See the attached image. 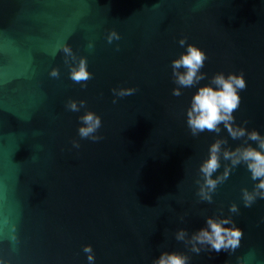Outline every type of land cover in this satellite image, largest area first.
<instances>
[{
    "label": "water",
    "instance_id": "obj_1",
    "mask_svg": "<svg viewBox=\"0 0 264 264\" xmlns=\"http://www.w3.org/2000/svg\"><path fill=\"white\" fill-rule=\"evenodd\" d=\"M113 32L120 39L109 43ZM181 38L207 54L209 77L244 73L235 123L264 136V0H0L3 264H87L84 245L95 264H152L163 251L190 264H264V200L243 206L241 189L254 183L246 167L231 170L212 203L196 195L208 146L246 138L223 125L190 134L184 112L195 88L172 95ZM81 59L92 78L77 83L69 73ZM116 87L137 91L113 104ZM70 100L86 106L68 111ZM85 110L101 117L102 140L77 135ZM228 164L221 159L213 178ZM221 215L243 230L234 251L197 255L175 239Z\"/></svg>",
    "mask_w": 264,
    "mask_h": 264
},
{
    "label": "clouds",
    "instance_id": "obj_2",
    "mask_svg": "<svg viewBox=\"0 0 264 264\" xmlns=\"http://www.w3.org/2000/svg\"><path fill=\"white\" fill-rule=\"evenodd\" d=\"M113 39L119 40L117 33L109 35V43ZM180 47L184 49L179 56L171 61V78L174 85L173 96H181L182 89L195 88L191 95L188 107L185 109V124L193 137L201 133L212 132L219 134L221 125L233 140L246 138L243 145L234 149L223 147L227 144L226 140L217 139L208 146V156L199 165L200 179L196 181L198 190L196 195L201 201L212 203V194L216 191L219 184L223 183L229 176L231 170L238 165H244L250 173V179L254 182L253 188L241 189V200L245 208H250L257 200H264V136L257 130H249L244 125L235 123L236 112L241 104L240 93L247 87L244 73L217 72L211 77L201 69L205 66L208 59L207 54L198 46L187 42V38L178 40ZM64 51L70 54V50ZM182 69V71H181ZM70 78L77 82H86L92 78L88 71L86 59H81L78 64L70 68ZM51 76L56 77L58 71L53 69ZM207 80L206 84L201 85V81ZM86 86V84H83ZM137 91L136 88L116 87L111 89L113 96L112 103L116 104L118 98L131 96ZM86 102L70 100L66 108L71 112H79L85 108ZM77 135L80 139H87L97 142L103 139L98 135L102 127V120L99 115L90 110L77 117ZM247 121L244 122L246 124ZM247 141L255 142V147ZM72 147L79 149L80 144L77 140L72 141ZM221 159L228 161L224 172L213 178V174L221 167ZM229 213L238 214L239 208L231 204L228 208ZM243 237V230L240 229L231 217L209 216L205 218L204 226L194 231L191 236L183 228L175 233L177 241L190 245V251L197 255L202 251L220 253L221 251H234L240 246ZM86 255L87 264H95V254L91 245L82 247ZM0 264H3L0 261ZM152 264H190L187 255L180 252L163 251L158 257L153 259Z\"/></svg>",
    "mask_w": 264,
    "mask_h": 264
}]
</instances>
